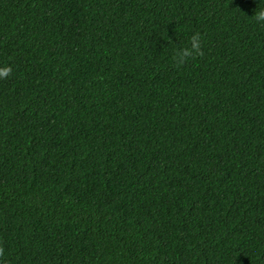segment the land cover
<instances>
[{
	"label": "trees",
	"instance_id": "16d2710c",
	"mask_svg": "<svg viewBox=\"0 0 264 264\" xmlns=\"http://www.w3.org/2000/svg\"><path fill=\"white\" fill-rule=\"evenodd\" d=\"M258 8L0 0V264H264Z\"/></svg>",
	"mask_w": 264,
	"mask_h": 264
},
{
	"label": "clouds",
	"instance_id": "9594fccd",
	"mask_svg": "<svg viewBox=\"0 0 264 264\" xmlns=\"http://www.w3.org/2000/svg\"><path fill=\"white\" fill-rule=\"evenodd\" d=\"M257 22L264 24V8H258L252 16ZM192 48L187 47L177 49L172 59L177 67L184 65L188 58L195 59L197 56H202V41L199 33H194L190 37ZM187 58V59H185ZM12 72L11 66L0 67V79H7ZM4 248L0 246V258L4 256Z\"/></svg>",
	"mask_w": 264,
	"mask_h": 264
}]
</instances>
